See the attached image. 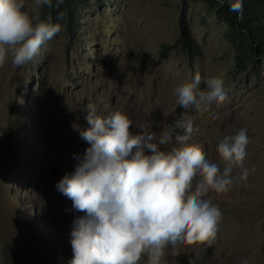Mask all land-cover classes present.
Instances as JSON below:
<instances>
[{"label":"rangeland","instance_id":"rangeland-1","mask_svg":"<svg viewBox=\"0 0 264 264\" xmlns=\"http://www.w3.org/2000/svg\"><path fill=\"white\" fill-rule=\"evenodd\" d=\"M84 1L88 7L79 11L73 35L61 27L33 61L13 67L9 58L0 67V264L72 259V223L83 213L57 184L89 147L73 127L87 126V104L102 115L122 111L134 134L155 121L159 135L183 111L174 90L197 73L202 81L222 78L228 98L188 111L199 129L191 143L201 145L222 170L219 142L247 129L249 175L230 192L205 197L222 212L215 240L169 246L162 264H264V64L259 74L232 70L233 49L222 36L225 21L203 1ZM33 6L34 0H26L24 10L31 14ZM180 14L198 50L191 62L178 41ZM51 167L57 169L54 176ZM140 264H147L146 256Z\"/></svg>","mask_w":264,"mask_h":264},{"label":"clouds","instance_id":"clouds-1","mask_svg":"<svg viewBox=\"0 0 264 264\" xmlns=\"http://www.w3.org/2000/svg\"><path fill=\"white\" fill-rule=\"evenodd\" d=\"M64 3L34 0L30 14L24 10L26 0H0V67L9 58L13 67L33 61L41 46L61 30L50 17L41 19V9L59 10ZM229 10L242 19L243 0H234ZM174 95L183 111L159 135L153 130L155 121L134 134L125 113L98 114L92 103L84 108L87 126L73 125L89 147L77 158L75 170L57 184L72 207L83 213L72 223L68 264H140L145 256L147 264H162L169 246L215 240L222 212L205 197L210 192L228 193L247 180V129L219 142L221 170L201 145L191 143L199 129L188 111L202 104H223L228 93L222 78L202 81L197 73ZM165 145L173 146L162 150ZM234 170H239L238 176Z\"/></svg>","mask_w":264,"mask_h":264},{"label":"trees","instance_id":"trees-1","mask_svg":"<svg viewBox=\"0 0 264 264\" xmlns=\"http://www.w3.org/2000/svg\"><path fill=\"white\" fill-rule=\"evenodd\" d=\"M99 4V0H95ZM211 7L212 15L225 21L222 31L223 38L233 49V68L235 72L251 70L259 74V69L264 64V0H243V17L237 20V13L229 10L234 0H200ZM55 3V0H53ZM84 0H65L59 10L41 9V19L51 18L54 24H60L64 32L73 35L79 23V11L87 8ZM62 14V15H61ZM179 15L178 24L181 27L179 43L186 52L188 62L198 54L195 42L187 30L182 26L183 21ZM165 45H160L158 55L163 56Z\"/></svg>","mask_w":264,"mask_h":264},{"label":"water","instance_id":"water-1","mask_svg":"<svg viewBox=\"0 0 264 264\" xmlns=\"http://www.w3.org/2000/svg\"><path fill=\"white\" fill-rule=\"evenodd\" d=\"M56 172H57V169L55 167L50 168V175L51 176H54L56 174Z\"/></svg>","mask_w":264,"mask_h":264}]
</instances>
